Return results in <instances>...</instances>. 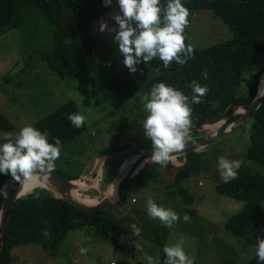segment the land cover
Masks as SVG:
<instances>
[{"label": "rangeland", "instance_id": "obj_1", "mask_svg": "<svg viewBox=\"0 0 264 264\" xmlns=\"http://www.w3.org/2000/svg\"><path fill=\"white\" fill-rule=\"evenodd\" d=\"M118 12L119 8L115 6L92 25L97 57L89 68L77 76H60L49 66L47 59L42 58L45 50L52 47L54 39V26L42 9L27 8L23 11L26 18L21 25L0 35V136L14 135L22 126L33 125L56 107L69 100L74 101L85 117L86 129L62 146L54 168L62 174L73 175L94 161L102 160L101 150L111 147L126 149L115 155L111 166L105 168V179L99 182L101 192L106 190V183L120 158L131 154L128 149L142 146L151 150V141L145 137L141 122L146 116L143 97L152 87L148 80L156 74V70L142 62L136 65L135 73H130L122 64L113 33L99 31L100 22H105L108 28H116L112 17ZM187 19L189 38L202 47L229 36L228 30L204 9L189 10ZM107 62L112 64L106 65ZM258 67H264L263 54ZM116 73L137 84L136 95L123 101L109 90L108 82ZM243 87L247 88L245 82ZM251 122V118H245L243 123L222 133L216 143L198 150L205 151L198 175L173 183V180L167 181L164 174L160 176L156 166L147 167L140 176L144 180L142 184L147 183L146 192L142 187H138L137 191L132 186L138 178L131 180L124 188L127 192L124 204L112 210L115 216L126 215L122 224L128 230L116 242L82 228L68 233L55 256L48 255L37 244L18 246L12 252L14 264H113L118 260L147 264L146 254L153 257L161 255L156 242L159 235L163 238V247L183 240L184 251L192 258L193 264H247L255 255L254 246L225 229L226 222L240 211L243 202L221 195L215 185L220 180L217 157L223 155L230 160H239L241 166L249 164L244 152L249 146L246 127ZM212 124L203 126L208 132H214L207 126ZM199 131L203 132L202 135L208 134ZM202 135L199 136L205 137ZM183 162L182 156L173 158L176 166H181ZM250 166L258 167L264 174V166ZM122 168L125 169L124 166ZM72 183L80 199L94 198L91 193L86 198L79 194L78 188L84 185L82 182L74 180ZM132 198L136 201L132 202ZM148 199L173 209L181 219L171 228L163 226L159 220L148 216ZM185 213L189 215L187 222L182 219ZM133 223L140 228L138 235L130 228ZM81 247L87 249L85 255L80 254Z\"/></svg>", "mask_w": 264, "mask_h": 264}, {"label": "trees", "instance_id": "obj_2", "mask_svg": "<svg viewBox=\"0 0 264 264\" xmlns=\"http://www.w3.org/2000/svg\"><path fill=\"white\" fill-rule=\"evenodd\" d=\"M166 3L167 0H161L162 7ZM182 3L190 11L200 9L207 11L228 30L229 36L202 47L189 38L185 27L184 43L192 48L191 59L185 65L173 62L165 68L162 61L154 58L148 64L156 70V74L148 83L153 86L158 82H164L189 96L191 95L189 85L193 80L201 86H206L208 92L201 99V103L191 105L192 123L193 126L212 124L226 117L236 106L247 105L257 93L264 71V67H258L260 55H264V0H182ZM115 6H117L115 0L107 7L104 6L103 0H0V35L21 25L26 18L23 11L27 8L42 9L54 26L52 47L45 50L42 58H46L49 66L60 76H77L89 68L97 57L92 25ZM244 82L247 88H242ZM108 88L123 101L138 91V86L133 80L119 73L111 76ZM70 113L81 114L72 100L56 107L33 126L42 132L46 131L49 134V142H53V138H58L64 146L86 129L85 123L80 128L72 126L66 119ZM250 118L252 122L246 127L249 146L244 152L249 164L242 165L238 169L236 179L231 182L225 184L220 179L215 189L223 196L243 202L240 211L228 219L225 229L229 234L240 237L254 246L258 237L264 238V174L258 167H251L250 164L264 166V102L251 112ZM198 132L200 131L189 132L191 141L187 144L202 138L199 135L203 132L199 134ZM11 136L14 138L15 134ZM202 136H206V133ZM114 149L107 148L99 153L105 156ZM204 155L205 151L190 152L181 166L175 167L170 162L167 163L168 169L164 174L173 180V183L198 175ZM155 166V163L145 165L132 178V180L138 178V182H134L137 188L142 187L145 192L148 190L145 188L147 183L142 184L144 180L140 176L147 167ZM63 175L75 180L79 177V172ZM11 180L10 176H0V186L7 189ZM124 195L125 202L127 196L125 189ZM3 197L0 196V205ZM113 209L117 207L96 210L88 214L63 199L54 197L47 188L35 187L31 192L18 198L12 208L0 264H14L13 250L28 244H37L48 255L55 256L68 233L82 228H88L98 237L116 242L122 235L127 234L128 230L122 224L126 215L115 216L112 213ZM156 242L163 264L165 258L162 251L163 238L160 235L156 236ZM113 264L143 263L118 260ZM247 264L261 262L254 255Z\"/></svg>", "mask_w": 264, "mask_h": 264}, {"label": "clouds", "instance_id": "obj_3", "mask_svg": "<svg viewBox=\"0 0 264 264\" xmlns=\"http://www.w3.org/2000/svg\"><path fill=\"white\" fill-rule=\"evenodd\" d=\"M115 2L119 8V12L112 17L116 28H108L105 22H100L99 31L113 33L112 38L122 64L130 73L137 71L136 65L142 62L146 64L154 58L162 61L165 68L173 62L185 65L191 59L192 48L184 43L189 10L184 7L182 0H167L163 7L161 0ZM103 4L110 6L112 0H103ZM189 87L190 96L174 86L158 82L143 97L146 116L141 125L145 137L151 141L149 160L153 163L166 165L173 159L174 153L183 150L191 141V105L200 104L208 89L196 80ZM260 95H264V91ZM66 119L75 128H80L85 121V117L79 113H70ZM61 147L58 138L49 142V134L32 124L22 126L14 138L8 134L0 136V176L7 175L14 181H21L30 180L37 174L49 173L55 167ZM240 167L239 160H230L223 155L217 157V170L222 183L227 184L236 179ZM4 195L6 188L0 186V196ZM146 211L150 218L159 220L169 228L181 219L173 209L158 205L152 199H148ZM182 219L187 222L189 215L185 213ZM130 228L134 234L140 233L136 224H131ZM254 248L258 261L264 264V238L258 237ZM162 251L165 254L163 264H193L192 258L184 251L183 240L164 246ZM79 252L85 255L87 249L81 247ZM145 260L147 264H161L159 254L155 257L146 254Z\"/></svg>", "mask_w": 264, "mask_h": 264}, {"label": "water", "instance_id": "obj_4", "mask_svg": "<svg viewBox=\"0 0 264 264\" xmlns=\"http://www.w3.org/2000/svg\"><path fill=\"white\" fill-rule=\"evenodd\" d=\"M262 79L264 81V71L262 73ZM260 84V83H259ZM264 91V90H263ZM264 102V95H260L259 86L257 93L252 101H250L247 105L241 104L236 106L230 114L224 117L221 120V124L216 128L214 132H208L203 125L200 126H192L189 129L190 131L201 130L204 132H208V134L199 139L198 141L192 142L190 144H186L185 148L177 153H174L172 158H175L179 155L184 156V162L186 160V156L188 153L193 151H198L202 148L207 147L210 144H214L219 140V137L222 133L230 131L234 126H237L245 120V118H249L251 116V112L260 107V105ZM241 110V111H238ZM218 120V121H220ZM126 149L117 148L107 153L105 157L111 156L115 153L122 152ZM132 152L136 157L131 161H127L126 163L132 162L127 169H117L111 176L110 181L106 186V190L100 200L95 204H87L76 198H73L71 192L75 188L72 180L68 179L57 169L51 170L49 173L37 174L36 176L43 181V184L38 185L37 187H44L50 190L56 198H61L64 201L68 202L78 210L92 214L96 210H105L111 207L120 206L125 199L124 188L132 177L139 173L140 169H142L145 165L149 163H153L149 160L150 151H141L139 149H128ZM118 180L116 184L115 192H112L111 184L113 180ZM21 181H14L13 179L10 181L7 189L6 195H4L1 205H0V255L2 251V246L5 238L6 227L8 224V220L11 215L12 208L16 202V200L22 196H24V192L20 191ZM81 188H85L84 186ZM78 188V189H81ZM31 192V191H30ZM26 195V194H25ZM115 198H114V197ZM114 198V199H113Z\"/></svg>", "mask_w": 264, "mask_h": 264}, {"label": "crops", "instance_id": "obj_5", "mask_svg": "<svg viewBox=\"0 0 264 264\" xmlns=\"http://www.w3.org/2000/svg\"><path fill=\"white\" fill-rule=\"evenodd\" d=\"M107 63H110L111 64V62H107ZM137 94V93H136ZM135 94V95H136ZM193 126V123H192V125H191V127ZM235 127V126H234ZM247 139H248V136H247ZM150 145V144H149ZM135 148V147H134ZM134 148H132V149H134ZM137 149H139V150H141V151H149L148 149H146V147H139V148H137ZM118 153H120V152H118ZM118 153H115V154H113V155H111V156H107V157H105L104 156V158L101 160H99V161H97V163L94 161L93 163H92V165H90L89 167H92L91 169L89 168V167H84V169L83 170H81L80 172H79V175H81V174H84V175H98L99 176V178H100V180H103V179H105V174H107V173H105V168L106 169H108L110 166H111V162H112V160H114L113 158H114V156L115 155H117ZM182 156V161H184V156L183 155H179V156H177V157H175V158H180ZM132 157H136L132 152H131V154L130 155H125V156H123V157H121L120 158V160H119V163L115 166V167H113V170H114V172L117 170V169H119V168H121L122 169V167L124 166V164L127 162V161H131L133 158ZM170 163L173 165V166H175V167H177L175 164H173V159L170 161ZM156 164V163H155ZM110 165V166H109ZM156 168L158 169V171H160L159 173H160V176H161V174H164V171L166 170V169H168V166H167V164L166 165H160V164H156ZM141 170V169H140ZM137 175V174H136ZM135 175V176H136ZM112 176V175H111ZM134 176V177H135ZM164 178H166L167 179V181H171L165 174H164V176H163ZM133 178V177H132ZM111 179V178H110ZM132 179H130L129 181H128V183L131 181ZM110 181V180H109ZM108 181V182H109ZM128 183L125 185V186H127L128 185ZM107 184L108 183H106V186H107ZM132 186L137 190V191H139L138 190V188L136 187V185L134 184V182L132 183ZM82 189V188H81ZM80 190V189H79ZM89 193H91L94 197H98V199H100L101 197H102V195L104 194V192L105 191H103V192H101V190H98V189H94V188H92V187H90L88 190H87ZM114 197V196H113ZM115 198V197H114ZM113 198V199H114ZM134 200V201H133ZM131 201L132 202H135L136 200H135V198H132L131 199ZM124 204V202L121 204V205H123ZM123 214H126V213H123Z\"/></svg>", "mask_w": 264, "mask_h": 264}, {"label": "bare ground", "instance_id": "obj_6", "mask_svg": "<svg viewBox=\"0 0 264 264\" xmlns=\"http://www.w3.org/2000/svg\"><path fill=\"white\" fill-rule=\"evenodd\" d=\"M264 90V81H263V79H261V81H260V84H259V92H261V91H263ZM238 111H241V110H238ZM221 124V120L220 121H217L215 124H212V125H207L210 129H212L213 131H215L216 130V128L219 126ZM206 126V125H205ZM132 162H129V163H125V165H124V168L125 169H127L129 166H130V164H131ZM117 179L116 180H114L113 182H112V184H111V189H112V192H115V190H116V184H117ZM40 184H43V181L41 180V179H39L36 175H34L30 180H23L22 181V183H21V185H20V191H25L24 193L25 194H27V193H29L33 188H35V187H37L38 185H40ZM24 194V195H25ZM71 194H72V196H73V198H76V199H78V200H80V201H82V202H84V203H87V204H91V200L90 199H87L86 197V199H83V198H79V196H78V193L76 192V191H74V190H72V192H71Z\"/></svg>", "mask_w": 264, "mask_h": 264}, {"label": "built area", "instance_id": "obj_7", "mask_svg": "<svg viewBox=\"0 0 264 264\" xmlns=\"http://www.w3.org/2000/svg\"><path fill=\"white\" fill-rule=\"evenodd\" d=\"M97 163V162H96ZM77 181H80L84 184V187L83 189H80L79 191V194L81 196H84V197H89V192H87V190L92 187V188H96L99 190V182H100V178L98 175H81ZM88 193V194H87ZM94 197V196H93ZM90 199V198H89ZM91 200H95L96 202L99 200L98 197H94V198H91ZM134 201V200H133ZM93 201V204L96 203ZM92 203V202H91Z\"/></svg>", "mask_w": 264, "mask_h": 264}, {"label": "flooded vegetation", "instance_id": "obj_8", "mask_svg": "<svg viewBox=\"0 0 264 264\" xmlns=\"http://www.w3.org/2000/svg\"><path fill=\"white\" fill-rule=\"evenodd\" d=\"M250 118V117H249Z\"/></svg>", "mask_w": 264, "mask_h": 264}]
</instances>
